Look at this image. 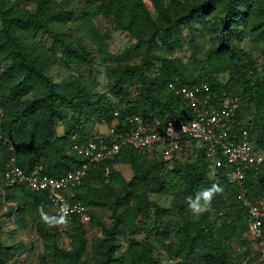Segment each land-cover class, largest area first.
<instances>
[{
  "label": "trees",
  "instance_id": "1",
  "mask_svg": "<svg viewBox=\"0 0 264 264\" xmlns=\"http://www.w3.org/2000/svg\"><path fill=\"white\" fill-rule=\"evenodd\" d=\"M83 1L79 19L99 42L98 55L107 63V90L103 93L94 92L86 83L76 90H60L48 74L56 54L66 66L76 69L91 67L96 61L84 46L66 39V30L61 29L73 0H0V189L8 190L9 198L15 200L8 217L17 212L15 222L21 223L26 213L52 207L47 192L6 184L4 173L10 157L26 172L39 164L50 176L74 170L85 159L73 151L72 134L77 133L80 141L107 138V134L92 132V126L104 123L119 130L127 126L128 114H140L148 121L182 115V100L168 88L175 77L181 84L206 82L218 95H240L235 119L246 125L250 142L264 154V78L240 45L246 39L264 49V0H188L175 13L176 9L164 7L163 0H153L155 14L144 0ZM98 15L107 16L114 28L128 32L136 42L120 54H112L105 37L93 27L92 19ZM194 24L204 27L212 47L204 61L209 70L201 68L197 78H190L183 61L171 55L182 43V28L192 36L189 44L193 43ZM44 39L53 40V48L46 47ZM135 58L139 63L131 62ZM222 72L228 77L218 81L217 74ZM251 106L257 113L246 120ZM64 121L65 130L59 134L56 125ZM188 146H194L195 159L176 161L166 171V165ZM179 153L165 159L155 148L122 147L113 159L91 167L81 184L66 193L69 200L88 207L89 222L96 217L95 208L110 211L111 224L92 248L94 264H160L148 240L119 239L146 229L154 230L153 236L162 242L172 264H241L248 257H261L262 252L254 251L252 241L245 237L246 232L250 236L247 211L237 196L244 190L254 203L264 198V161L238 183L230 181L224 168L212 167L204 148L195 141L183 145ZM118 164L131 167L130 180L116 169ZM105 165L110 169L108 176ZM213 185L222 191L214 195L211 210L191 219L187 201ZM145 192L170 198V206L147 200ZM34 228L52 264H88L82 258L85 223L76 218L62 231L52 213L45 219L36 218ZM63 234L71 240V247L58 243ZM19 246L5 249L14 251Z\"/></svg>",
  "mask_w": 264,
  "mask_h": 264
},
{
  "label": "built area",
  "instance_id": "2",
  "mask_svg": "<svg viewBox=\"0 0 264 264\" xmlns=\"http://www.w3.org/2000/svg\"><path fill=\"white\" fill-rule=\"evenodd\" d=\"M168 88L182 100V115L166 116L164 120L155 117L148 121L140 114H128L125 116L127 126L117 130L112 125L107 138L80 141L78 134L74 133L71 136L72 149L85 161L78 168L58 176L44 174L40 164L26 172L12 156L4 173L6 184L27 185L33 190L47 192L54 221L62 231H67L74 219L87 223L90 215L87 206L69 200L66 193L81 184L91 167L113 159L122 147L136 150L155 148L165 159H170L183 145L193 140L204 148L212 167L227 170L232 182H242L250 170L258 169L264 156L250 142L246 125L235 119L241 104L240 95H218L206 82L181 84L177 77L168 83ZM114 115L117 116L118 112L115 111ZM104 172L108 176L109 166H104ZM237 198L247 211L251 238L264 242V200L254 203L246 197L244 190ZM262 261L264 249L258 260L248 257L241 264H260Z\"/></svg>",
  "mask_w": 264,
  "mask_h": 264
},
{
  "label": "rangeland",
  "instance_id": "3",
  "mask_svg": "<svg viewBox=\"0 0 264 264\" xmlns=\"http://www.w3.org/2000/svg\"><path fill=\"white\" fill-rule=\"evenodd\" d=\"M150 11L156 13V6L153 0H144ZM188 0H163L164 7L170 9V11H177V8ZM84 10L83 0H73L71 8L67 11V19L64 21L61 29L66 30V39L77 41L79 44L84 46L90 54L96 59L93 66L85 65L81 69H76L74 65L66 66L63 63V59L59 58L58 55H54L56 58L54 65L48 70V74L51 79L57 82L60 86V90H76L83 86L84 83L89 86L94 92L103 93L107 90V80L105 77L106 62H103L98 55L99 42L93 37V34L87 30L85 25L81 24L79 17L82 15ZM93 27L97 30L100 37L104 38L105 43L108 45V50L112 54H120L131 44L135 43L136 40L126 31L116 29L113 23L109 21L107 16L98 15L92 19ZM60 25L58 24V28ZM195 34L193 35V43L189 44L188 40L192 37L186 28H182L180 47L171 55L173 57H179L185 64L186 76L190 78H197L201 74V68L209 70V67L204 62L207 57V52L212 47V41L209 34L206 32L204 27L200 24L193 25ZM108 35L107 37L105 35ZM96 35V33L94 34ZM43 43L48 48H53L54 41L45 39ZM242 49L248 52L254 60V67L260 73V76L264 78V53L263 45L244 39L240 43ZM58 57V58H57ZM132 63H139V58H135L131 61ZM109 64V63H108ZM3 66V62L0 60V68ZM228 77L227 72L217 74L218 81H225ZM257 110L255 106L249 107L247 110L246 120L254 119ZM65 121L59 122L57 126V132L62 134L65 130ZM92 132L99 135H106L109 132V126L104 123H96L92 126ZM173 163L170 161L166 165L165 170L169 171L174 167L176 161L183 163L186 161H192L195 159L194 146H188L182 149ZM194 152V153H193ZM262 153L261 151H259ZM264 156V154L262 153ZM150 157L157 159L155 155L150 154ZM152 159V160H153ZM116 169L119 170L122 176L126 180H130L133 176L132 169L129 165L118 164ZM144 194V192H143ZM10 193L8 190L0 189V264H52L44 255L43 246L38 238L34 223L36 218L45 219L52 215L53 208L48 206L43 211L37 213H26L21 223H16L18 214L14 212L10 217L6 215L8 208L14 206L15 200L9 198ZM145 198L150 201H155L161 207L170 206V198L160 197L158 194L145 192ZM262 201L264 198L261 199ZM96 217L90 222L85 223L86 229V244L82 258L87 261L88 264H94L92 259L93 253L92 248L97 240L103 237V229L108 228L111 224L110 211L95 208ZM190 218L197 219L200 216L193 215L190 210ZM154 230L146 229L142 233L135 235H120L119 239L124 241L126 239H145L151 242L155 247V255L158 257L160 264H172L167 260L164 253L162 242L155 236H153ZM125 237V238H124ZM245 237L253 245L254 251H260L264 249V242H253V239L245 233ZM58 243L64 247H71V240L66 235H61ZM20 245L16 250H6L5 246ZM232 246L235 251L239 250L237 242L233 241ZM123 247L125 243H123Z\"/></svg>",
  "mask_w": 264,
  "mask_h": 264
},
{
  "label": "clouds",
  "instance_id": "4",
  "mask_svg": "<svg viewBox=\"0 0 264 264\" xmlns=\"http://www.w3.org/2000/svg\"><path fill=\"white\" fill-rule=\"evenodd\" d=\"M222 191L218 186L213 185L211 188L203 189L195 200L189 199L187 206L190 212L195 216H200L211 210L212 200L215 194Z\"/></svg>",
  "mask_w": 264,
  "mask_h": 264
}]
</instances>
